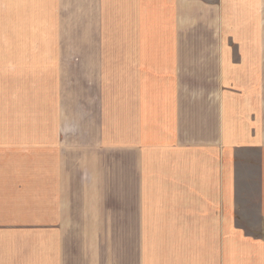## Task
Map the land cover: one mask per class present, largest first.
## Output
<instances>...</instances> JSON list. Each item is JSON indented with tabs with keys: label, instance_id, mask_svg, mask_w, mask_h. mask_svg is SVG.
<instances>
[{
	"label": "crops",
	"instance_id": "0c3cea01",
	"mask_svg": "<svg viewBox=\"0 0 264 264\" xmlns=\"http://www.w3.org/2000/svg\"><path fill=\"white\" fill-rule=\"evenodd\" d=\"M13 62L45 86L27 143L0 124L28 148L0 161V264H264V0H0Z\"/></svg>",
	"mask_w": 264,
	"mask_h": 264
},
{
	"label": "rangeland",
	"instance_id": "374dc122",
	"mask_svg": "<svg viewBox=\"0 0 264 264\" xmlns=\"http://www.w3.org/2000/svg\"><path fill=\"white\" fill-rule=\"evenodd\" d=\"M71 6V11H70V22H71V27L74 29V32H70V39H71V47L69 49V51H71V53L69 54L70 60L72 63V65H74V68H70V73L72 75H74L75 72H79V70H76L75 66L76 64L78 65V63L74 62L75 60L78 59L79 56V51L77 50L78 47V40H77V34H76V19L72 18L73 15L75 16L78 13L79 10V5L77 3L71 2L70 4ZM64 47H66L64 45ZM22 49H29V53L28 52H22ZM19 48L21 50V52H18L17 54L20 57V60H22V64H24L25 62L28 63V59H30V54H32V59H34V56H37L38 59V63L39 64H43L44 65V61L46 59V51L44 48L42 47H21ZM82 48V47H81ZM94 48V47H93ZM32 49V50H31ZM97 49H100V47H97ZM26 56V58H24ZM83 60V58L81 59ZM20 63V64H21ZM21 64V65H22ZM81 66H83V63L81 64ZM3 68H5V70L7 69L8 72L6 75H4L3 73ZM3 68H0V124L2 125H13V124H19L18 127L19 129V133H18V139L16 142L19 141H24V143H27L26 141L29 139V135L31 133L30 131H25V127H29V123L31 122V117H30V103H33L30 100V95H33L34 93L37 94V96H40L41 94H43L44 92V81H43V85L40 84V82H42L40 79H42L43 76L39 75L38 77H31L30 76V70L28 69H24V68H18L17 69V64L16 63H9L7 65H3ZM41 70L44 71L45 67L43 68H39ZM80 73V72H79ZM84 76L79 77L80 79H78L77 77L71 76L70 79L76 81V79L78 81L83 80ZM90 79H85L83 83H79L77 82V85L74 87L77 90L80 91V93H90V90L88 88H85V90H83V85H88L87 81H89ZM52 82V81H50ZM38 84V85H37ZM43 92V93H42ZM86 98V97H81V99ZM80 99V100H81ZM80 100H76L73 103L75 105H77V103ZM41 100L39 99V102ZM38 102V101H37ZM83 101H81L80 103H82ZM87 103V102H86ZM85 103H83L82 105H84ZM81 105V104H78ZM35 114L37 113V117L36 120L38 121V126H40V123L45 121V112H44V108L42 109V111L39 110H34ZM35 120V121H36ZM36 121V122H37ZM42 123V124H43ZM35 128L32 129V135L33 137L37 136L36 141H32L34 148H33V153L34 152H42L46 154V148L43 147V142L46 138V131H45V127L41 126L40 129L38 128V135H35ZM8 134H13V133H8ZM20 136V137H19ZM4 138H2L0 140V161L5 160L8 154H18L19 156L21 155H25L28 154V148H23V147H15V146H11L12 148H9L7 146H4V144H6L8 142L9 139H12V137H8L6 136V143L3 141ZM11 143H15V142H11ZM36 143V144H35ZM9 145V144H7ZM43 147V148H41ZM25 153V154H24ZM41 153V154H42ZM39 154V153H38ZM40 155V154H39ZM42 156H45L44 154H42ZM5 158V159H4ZM7 165V163H5ZM0 168H2L3 170H5V167L3 166V163L0 162ZM246 170V172H245ZM245 172V173H244ZM247 175L249 174L247 172L246 167L242 168L241 173H238L237 176L240 175ZM243 175V176H244ZM238 180V179H237ZM241 183H245L244 179L239 180ZM238 203H241V205H243V198L238 197L237 199ZM249 203H252V205H250ZM257 201L254 198H251L250 200L248 199V204L249 205L250 210L248 211H241L239 213V222L238 224L240 226H244L245 230L253 235H259V221H260V216H259V212L254 209L256 208Z\"/></svg>",
	"mask_w": 264,
	"mask_h": 264
}]
</instances>
